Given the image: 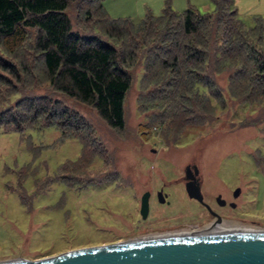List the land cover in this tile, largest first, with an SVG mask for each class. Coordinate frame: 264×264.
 <instances>
[{"label":"rangeland","instance_id":"1","mask_svg":"<svg viewBox=\"0 0 264 264\" xmlns=\"http://www.w3.org/2000/svg\"><path fill=\"white\" fill-rule=\"evenodd\" d=\"M217 1H102L110 18H128L136 24L135 29L127 25L121 32H110L115 45L135 35L146 40L148 33L156 38L169 35L171 40L149 37L152 41L143 43V49L159 42L183 52L188 44H203V74L216 88L213 95L220 92L210 107L206 95L201 99L184 88L175 93L174 101L167 97L174 93L149 90L150 79H156L153 87L165 88L168 75L154 74L158 66L150 57L144 61L145 50L139 51L128 67L131 84L123 101L121 131L110 129L91 107L50 88L32 53L33 39L19 48L9 47V51L0 47L1 60L28 68L26 74L20 72L21 82L12 78L9 85L0 83V109L31 97H45L48 109L51 102L58 101L83 118L86 128L81 134L87 142L95 139L93 144L88 142V151L96 155L86 166L73 164L62 171L66 162L79 157L78 139L71 135L60 139L56 126L39 125L43 117H39L40 123H27L23 133L0 129V262L35 261L133 240L149 228L165 226L167 231L182 223L196 224L203 217V208L181 185L186 170L192 173L194 167L197 174L192 175L200 178L206 199L217 195L231 199L229 194L236 191L235 206L223 211L249 221L246 227L252 230L264 231V83L250 76L254 70L246 58L253 54L252 49L264 53V0H232L230 7L243 26L227 12L230 26L226 28L221 21L218 29L216 19L222 7ZM88 3L70 4L66 14L72 28L107 39L110 26L103 16L93 12L84 19ZM166 7L173 12L161 20L143 22L142 27L141 22L137 28L146 13L157 16ZM187 9L204 16L205 27L192 37L174 35L171 30L180 20L175 14ZM175 42L179 47L173 46ZM227 44L237 47L226 51ZM154 50L150 49L149 56ZM236 68L241 71L235 73ZM158 187L167 194L168 204L151 197L149 215L141 220L137 215L140 196L145 191L153 194ZM159 235L162 233L142 236Z\"/></svg>","mask_w":264,"mask_h":264},{"label":"trees","instance_id":"2","mask_svg":"<svg viewBox=\"0 0 264 264\" xmlns=\"http://www.w3.org/2000/svg\"><path fill=\"white\" fill-rule=\"evenodd\" d=\"M78 1L81 0H0V47L9 51V47L19 48L28 44L29 39H33L31 43L32 53L34 58L40 61L50 88L79 104L91 107L112 130L121 131L124 128L123 101L131 84L128 67L132 66L136 60V55L142 50H145L144 61L150 57L152 64L158 66L153 70L154 74L160 76L162 73H166L168 75L165 77V82H168L165 83V88L153 87L156 79H150L148 82L149 90L164 91L165 95H168L169 92L174 93L172 96H167L174 101L175 93L184 88L186 91H191V93L201 97V99L202 96L205 97L206 95L205 98L210 107H212L211 100H213L212 102L218 100L216 96H219L220 92L217 90L216 95H213L212 92L216 88L203 74V65L206 62V50L202 47L203 44L197 42L188 44L183 52L177 42L173 46L179 48L166 47L157 42L156 45H150L147 49H143V43L152 41V39L163 42L164 38L169 35L156 38L155 34L149 36L148 33L147 39L144 40L133 33L135 37L130 36V39H123V42L120 41L121 44L115 45L111 41L114 36L109 33L121 32L122 27L127 25L135 29L136 24H133L128 18H110L103 7V0H88L89 3L83 15L85 20L91 18L93 12H98L103 16L110 26L109 31L107 29V39L94 34L80 33L72 28L70 19L66 14L70 4ZM216 3L222 7L219 8L216 19L217 29L221 25V21L225 22L226 28L228 25L230 26L227 12L234 15L235 21L240 22L237 17L235 18L236 10L232 11L230 7L232 0H218ZM170 12L173 11L166 7L157 16L146 13L145 18L139 21L137 28H141L147 21L164 19L166 14ZM175 15L180 16V20L175 25V29L171 30L174 35L179 33L192 37L201 32L202 27H205V24L202 25L204 16L199 13L187 9L179 15ZM141 22L144 23L140 27ZM239 24L242 28V23ZM238 28L240 29L239 26ZM103 31L106 30L103 29ZM167 39L168 41L171 40L170 37ZM227 45L224 46L226 51L237 47ZM150 49H155L152 56H149ZM251 53L254 55L246 57L251 60L254 70L250 76L257 77L259 81L264 83V53L262 54L255 49H252ZM148 65H145V70H147ZM152 66L150 65L151 68ZM160 66L162 69L159 68ZM240 71L239 68H236L235 73ZM20 72L26 74L28 72L27 66L0 59L1 84L9 85L8 79L11 80L12 78L19 82ZM182 95L183 98L189 99L187 94L182 93ZM46 101L45 97L38 99L31 97L17 102L14 106L0 109V129L23 133L28 130L27 123L30 125L35 122L40 123L39 117H43V121L39 125L42 127L56 126L60 133V139L73 136L81 144V151L77 160L66 162L61 170L66 171L73 164L78 166L90 164L92 156L96 155L93 151H88L90 149L88 142L93 144L95 139L91 138L88 142L83 139L81 132L86 128L83 118L58 101L51 102V109H48ZM22 102L28 103L24 106ZM185 108L190 109L188 106Z\"/></svg>","mask_w":264,"mask_h":264},{"label":"water","instance_id":"3","mask_svg":"<svg viewBox=\"0 0 264 264\" xmlns=\"http://www.w3.org/2000/svg\"><path fill=\"white\" fill-rule=\"evenodd\" d=\"M185 192L202 202L198 185L191 182L193 172L186 170ZM158 202H164L161 191ZM142 218L148 210V193L140 198ZM0 264H264V231H231L133 239L116 244L65 252L35 261L14 260Z\"/></svg>","mask_w":264,"mask_h":264},{"label":"flooded vegetation","instance_id":"4","mask_svg":"<svg viewBox=\"0 0 264 264\" xmlns=\"http://www.w3.org/2000/svg\"><path fill=\"white\" fill-rule=\"evenodd\" d=\"M191 182L195 183L198 185L200 194L202 196V202H198L199 205L203 208V217L202 219L197 222L196 224H191V223H182L180 225H174L169 228L170 230H166V227L162 228H152V229H147L143 234L140 235V237L135 238V239H142L149 233H162L160 237H165V236H179V235H195V234H210V233H226V232H231V231H249V232H254L257 230H252V228L246 227V223H249V221H246L244 219L236 218L233 215L226 213L223 211V209L229 208L231 209L232 207L235 206V200L234 196H238L237 192H232L230 193V198H224L221 195L214 196L211 199H206L201 191V180L198 176H194L191 178ZM188 174L185 172L184 173V179H183V184H181L185 190V184L188 182ZM161 191L162 194L164 195V203L163 204H168L167 202V194H165L164 190L162 187H158L157 190L154 191L152 194L149 191H145L148 193V210L145 218H142L139 209L137 210V215L141 220H146L148 215H149V199L151 197H154L157 201V193ZM144 192V193H145ZM186 194V192H185ZM187 195V194H186ZM142 196V195H141ZM140 196V197H141ZM195 200V199H194ZM196 201V200H195ZM139 205H140V199H139ZM252 223V222H250ZM170 231V232H169ZM164 232V233H163ZM151 238V237H148Z\"/></svg>","mask_w":264,"mask_h":264}]
</instances>
